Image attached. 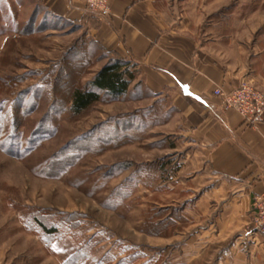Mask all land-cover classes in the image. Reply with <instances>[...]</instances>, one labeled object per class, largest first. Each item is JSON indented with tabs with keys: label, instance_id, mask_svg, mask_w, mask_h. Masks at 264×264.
<instances>
[{
	"label": "rangeland",
	"instance_id": "374dc122",
	"mask_svg": "<svg viewBox=\"0 0 264 264\" xmlns=\"http://www.w3.org/2000/svg\"><path fill=\"white\" fill-rule=\"evenodd\" d=\"M167 2L194 35L264 55V0ZM112 56L85 22L0 0L1 264H189L177 138L141 83L71 108Z\"/></svg>",
	"mask_w": 264,
	"mask_h": 264
},
{
	"label": "crops",
	"instance_id": "0c3cea01",
	"mask_svg": "<svg viewBox=\"0 0 264 264\" xmlns=\"http://www.w3.org/2000/svg\"><path fill=\"white\" fill-rule=\"evenodd\" d=\"M70 1L33 0V6L85 22L103 48L131 60L137 73L128 92L140 82L149 95L142 100L164 118L159 126L177 138L176 172L186 177L190 224L181 263L264 264V235L252 226L253 198L264 193V120L248 122L214 94L217 87L236 88L243 77L264 87L262 51L252 43L248 58L245 47L230 49L245 42L194 35L167 0H112L106 18L73 9Z\"/></svg>",
	"mask_w": 264,
	"mask_h": 264
},
{
	"label": "built area",
	"instance_id": "2783aa9c",
	"mask_svg": "<svg viewBox=\"0 0 264 264\" xmlns=\"http://www.w3.org/2000/svg\"><path fill=\"white\" fill-rule=\"evenodd\" d=\"M73 9H81L106 18L110 14L109 0H72ZM221 96L227 108L235 110L252 124L264 120V89L257 88L252 79L243 78L239 85L225 91L221 87L214 90ZM252 226L264 235V193L256 194L252 201Z\"/></svg>",
	"mask_w": 264,
	"mask_h": 264
},
{
	"label": "trees",
	"instance_id": "16d2710c",
	"mask_svg": "<svg viewBox=\"0 0 264 264\" xmlns=\"http://www.w3.org/2000/svg\"><path fill=\"white\" fill-rule=\"evenodd\" d=\"M109 53L113 56L97 71L92 81H90L89 85L91 88H75L73 90L71 101L73 112L78 113L88 108L93 102L100 98L101 92L115 99L124 96L128 92L131 83L136 77L137 70L134 68L135 65L131 60H124L114 52ZM131 67H133V69ZM130 121L134 122V119L130 118L129 122ZM115 135L114 133V136ZM114 136H109L107 134L108 138ZM102 139L104 138H101V140ZM48 231L52 232L53 230L49 229Z\"/></svg>",
	"mask_w": 264,
	"mask_h": 264
}]
</instances>
